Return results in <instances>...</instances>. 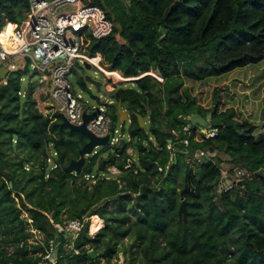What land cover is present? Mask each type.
I'll list each match as a JSON object with an SVG mask.
<instances>
[{
  "label": "trees",
  "instance_id": "trees-1",
  "mask_svg": "<svg viewBox=\"0 0 264 264\" xmlns=\"http://www.w3.org/2000/svg\"><path fill=\"white\" fill-rule=\"evenodd\" d=\"M29 4L0 0V32L10 23L1 42L14 24L24 21ZM92 5L102 8L100 0ZM114 12L106 14L112 33L92 40L89 51L102 55L108 71L134 78L112 92V129L121 103L131 114L129 140L125 148L110 152L106 147L103 154L88 158L80 176L64 168L79 158L86 136L62 128L58 114H42L34 89L23 97L17 77L8 75L6 85L0 80V264H39L43 244L56 235L55 225L92 217L104 220V228L90 236L86 223L68 252V237L61 234L59 264H100L103 259L110 264L120 252L129 257L128 264H264V139H256L258 126L241 120L234 109H221L217 90L209 110L185 84L264 61V0H119ZM150 71L163 83L141 77ZM118 73L109 74L123 78ZM195 113L219 132L201 141L191 137L186 151L179 141L190 123L187 117ZM136 114L144 118V128ZM198 129L191 126L194 135ZM169 142L178 153L173 163ZM130 148L137 160L127 153ZM51 149L60 160L55 170L47 164ZM196 151L216 156L199 157L197 172H187L179 190L175 179ZM223 165L229 174L242 167L254 176L219 195ZM95 167L101 174L110 167L122 173L89 187L88 170ZM101 174L92 171L95 178ZM183 200L187 223L178 216ZM131 215L136 222L131 223ZM32 230L44 236L42 244H29ZM127 237L133 243L125 250L121 243Z\"/></svg>",
  "mask_w": 264,
  "mask_h": 264
},
{
  "label": "built area",
  "instance_id": "built-area-1",
  "mask_svg": "<svg viewBox=\"0 0 264 264\" xmlns=\"http://www.w3.org/2000/svg\"><path fill=\"white\" fill-rule=\"evenodd\" d=\"M124 1L129 2L131 0ZM29 5V12L24 21L20 25L14 24L13 34L10 37V42L16 45L14 52H9L0 41V68L6 66L10 72L20 69L25 65V57H29L31 60L29 67L33 66L42 73L40 85H49L47 93L51 103L50 107L55 114L64 115L75 126L83 125L84 114L93 115L94 118L87 124V129L98 138L110 136L106 147L109 148L110 152H113L117 146L120 147V140L124 139L125 136L119 134L116 128L112 129L113 121L107 114L106 108H91L81 95H76L71 82L68 80L78 63L83 65L88 63L92 67H96L104 75L106 89L111 90V92L119 88L120 84L134 80V78L127 79L118 72L108 71L103 64L102 55L97 53L92 56L89 51L92 40H100L112 33L113 23L107 18L101 7L83 4L81 0H30ZM9 24H6L0 35L7 31ZM72 31H84L89 33L90 37L83 35L70 38ZM16 60L17 66L15 65ZM108 73H118L125 79H121L122 82L118 83L111 82L110 80L115 78L109 76ZM145 76H151L161 83L164 81L154 71L141 75V77ZM6 80L2 81L5 85L7 84ZM127 122L130 123V121ZM201 130L198 129L194 135L189 124L183 127L184 138L179 143L184 146L186 151L190 147L189 139L191 137H194L196 141H201L202 136L214 138L219 132L218 128ZM125 139L128 142L129 139ZM168 149L171 152V160H175L177 156L175 143L169 142ZM97 150L98 148H95L89 157L97 155L99 153ZM193 156L198 159L202 153L196 151ZM57 158L58 153L51 149L47 158V164L51 170L58 168ZM221 174L222 178L217 186V194L219 195L238 187L239 179L249 178L245 169L235 170L232 176H229L228 172ZM89 177L95 178L92 174H88L87 178ZM96 179L101 178L98 176ZM106 179L110 178L106 177ZM88 222L89 218H83L82 220L68 221L64 225H55L56 235L43 244L44 250L40 254L39 264H59L62 258L60 243L57 241L59 236L65 234L68 237V243L64 245V249L70 251L73 249L74 241L82 233L85 224ZM33 232L35 231L33 230Z\"/></svg>",
  "mask_w": 264,
  "mask_h": 264
},
{
  "label": "rangeland",
  "instance_id": "rangeland-1",
  "mask_svg": "<svg viewBox=\"0 0 264 264\" xmlns=\"http://www.w3.org/2000/svg\"><path fill=\"white\" fill-rule=\"evenodd\" d=\"M100 1L102 4V8L106 12V14L111 13L114 16L115 14L114 9L116 8L117 2L119 0H100ZM121 1L123 2V0ZM81 2L83 4H92L90 0H81ZM83 35H85L86 37H90V34L85 33L84 31H80V32L72 31L69 37L73 38ZM15 65L17 66V62L15 63ZM9 75L18 78L19 81L18 85L22 92L23 97L28 95L29 91L32 90L31 88L34 89L32 96L37 103L38 110L42 114H44L45 116H52L55 114V112L50 107L51 103L49 101V96L47 93L49 90V85L48 84L40 85L42 73L39 70H36L33 66H30L29 72H24L23 67H21L20 69L11 70ZM86 76H89L92 79L101 82L102 84L101 88L97 90L94 85L87 83L85 81ZM83 79H84V84H82L81 82ZM68 80L71 82L73 86V90L76 93V95H81L84 101L89 103V106L91 108L97 107V109H99L100 107H104L106 108L107 114L111 118L113 117L115 102L113 101L112 98V92L111 90L106 89V83L104 82V75L98 69H96V67H92L90 70H88L83 64L78 63L77 65H75L72 75L68 77ZM110 81L117 83L122 82V80H117V79H111ZM2 84L5 85L3 82ZM185 84L187 88L191 90L193 96L197 99L198 104L202 106V108L209 110L213 107L212 99L214 97V90H217L216 95H218V97H222L223 100V107L221 109L222 110H226L228 108L234 109L236 113L239 115V118L241 120L249 122L255 126H258V130L255 133V138L264 139V61L257 65L240 68L226 75L220 77L208 78L200 82L185 80ZM22 103H23V99H22ZM187 120L188 122H190L189 123L190 126L197 125L199 129L202 130L209 129L208 118H205L200 114L197 113L191 114L189 117H187ZM128 127H129V122H126L125 126H123L122 124H120L118 120L116 121L114 128H116L119 131V134L120 133L124 134L125 138H127ZM72 138L79 140L78 136H73ZM104 149L105 148H98L97 152L103 154ZM127 153L134 160L138 159L136 152L132 148L128 149ZM215 156H216L215 153L204 154V157H206V159H211L214 158ZM202 157L200 159L201 161L205 159L203 157L202 160ZM88 158L90 157L86 158L87 163H88ZM197 160L198 159L192 155H189L185 159L184 163L180 168L181 172H179L180 174L178 173L177 178L175 179L176 185L178 186L179 190H181L182 187H184L185 185L184 178L187 175V172L189 171H191L192 173L197 172L198 169ZM171 163H173V160ZM223 167H225L226 170L224 169L222 172L226 173L229 171L226 165H223ZM238 169H244V168L236 167L234 171ZM27 170L29 171V168H27ZM93 171L96 174H101L100 172L97 173L98 171L97 167H95ZM246 172L249 175V179H252L254 175L249 173L247 170ZM121 173L122 172L119 171L117 168L110 167L108 169V173H105L103 175L101 174L99 175V177L103 178V176L105 175L108 178H116ZM232 175L233 173L231 175L229 174V176ZM245 179L246 178L239 179L238 182L239 183L245 182ZM86 180H88L87 185L91 187L99 179L93 177H89V178L86 177ZM81 182H83L82 179L79 181V183ZM65 212H67V210ZM66 216L67 214L64 215L63 217L66 218ZM23 217L27 218L28 215L26 213H23ZM95 220H99L100 224L94 226ZM136 220L137 217L135 215H131V223L136 222ZM89 224H90L89 234L90 236H95L100 230L104 228L105 221L97 217H92L89 220ZM31 235L32 237L29 239V244H33V245L41 244V242L44 240V236L38 231L33 232L32 230ZM132 243H133V238L127 237L122 241L121 246L123 247V249L128 250L129 245ZM64 251L68 252L69 250L64 249ZM128 261H129V257L124 252H120L118 256L114 257V259L110 262V264H128ZM105 262L106 260L103 259L101 260L100 264H105Z\"/></svg>",
  "mask_w": 264,
  "mask_h": 264
},
{
  "label": "water",
  "instance_id": "water-1",
  "mask_svg": "<svg viewBox=\"0 0 264 264\" xmlns=\"http://www.w3.org/2000/svg\"><path fill=\"white\" fill-rule=\"evenodd\" d=\"M30 63H31L30 58L25 57V65L23 67L24 72H29ZM84 66L88 70H90L92 68V66L88 63H85ZM9 74H10L9 68H7L6 66H2L0 68V80L1 81H5L8 78ZM85 81L87 83L94 85L97 90H99L102 86L101 82H99L95 79H92L89 76L85 77ZM117 113L119 116L120 124L125 125L126 122L128 121L130 113L123 109L121 103L118 104ZM59 116L61 119V127L62 128H67L72 133L82 134V135L86 136V138L88 139V142L83 146V148L79 152V158L77 160H72L64 168L65 172H67L69 174H76L77 176H80L83 172V169L86 166V162H87L86 158L92 154V152L95 148H106V146L109 143L110 136H106L104 138H98L87 129V124L94 118L93 115L84 114V116H83L84 123L81 126H75V125L71 124L65 118V116L62 114H60ZM136 117H137V120H138L140 127L144 128L145 127V121H144V118L142 117V115L136 114ZM126 144H127V140L125 138L120 140V147L125 148ZM202 160H203V157H202ZM58 163H60V160L58 161ZM103 163L104 162H101L99 169H101ZM92 171H93L92 169H89L88 174L89 175L92 174ZM238 185L244 186L245 182H240V183H238ZM187 190H188V186L185 187V190L181 193V195L183 196ZM187 215H188L187 202L185 200H183L181 202V206H180L179 211H178V216L180 218H183L185 223H187V221H188ZM90 256L93 259H95L97 257V255L95 253H92V252L90 253Z\"/></svg>",
  "mask_w": 264,
  "mask_h": 264
},
{
  "label": "bare ground",
  "instance_id": "bare-ground-1",
  "mask_svg": "<svg viewBox=\"0 0 264 264\" xmlns=\"http://www.w3.org/2000/svg\"><path fill=\"white\" fill-rule=\"evenodd\" d=\"M13 32L9 33L7 35V37L2 41V43L4 44L5 48L9 51V52H14L15 50V46L13 42H10V37L12 36ZM17 62V61H16ZM108 75L110 76V74L108 73ZM120 75V74H119ZM111 77H114V76H111ZM121 77V75H120ZM115 79L117 80H121V79H125V78H121V79H118L116 77H114ZM98 224H100L99 220H95L94 221V226H97Z\"/></svg>",
  "mask_w": 264,
  "mask_h": 264
},
{
  "label": "flooded vegetation",
  "instance_id": "flooded-vegetation-1",
  "mask_svg": "<svg viewBox=\"0 0 264 264\" xmlns=\"http://www.w3.org/2000/svg\"><path fill=\"white\" fill-rule=\"evenodd\" d=\"M130 118H131V114H130V116H129V118H128V121H130ZM59 161V160H58ZM86 164H87V162H86ZM67 166V165H66ZM65 166V167H66ZM86 167V166H85ZM98 168V167H97ZM99 169V168H98ZM84 170V169H83ZM83 173V172H82Z\"/></svg>",
  "mask_w": 264,
  "mask_h": 264
}]
</instances>
